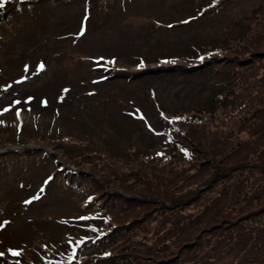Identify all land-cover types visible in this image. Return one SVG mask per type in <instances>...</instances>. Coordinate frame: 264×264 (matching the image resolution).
I'll list each match as a JSON object with an SVG mask.
<instances>
[{
  "label": "trees",
  "instance_id": "obj_1",
  "mask_svg": "<svg viewBox=\"0 0 264 264\" xmlns=\"http://www.w3.org/2000/svg\"><path fill=\"white\" fill-rule=\"evenodd\" d=\"M72 1L0 0V32L25 10ZM89 1L109 7L132 0ZM182 4L181 20L162 27L187 24L204 33L195 36L199 47L174 58L186 62L190 75L216 77L218 86L180 118L160 111L156 129L147 125L152 143L145 151L99 149L84 134L41 128L21 139L16 121L0 120V159L51 157L57 173L51 180L82 196L86 209L69 217L76 223L68 224L75 231L66 246L53 245L67 252L22 261L15 248L8 258L21 264H264V0ZM67 143L92 156L73 157L77 172L65 167ZM18 145L24 148H12ZM88 247L95 249L81 254Z\"/></svg>",
  "mask_w": 264,
  "mask_h": 264
},
{
  "label": "rangeland",
  "instance_id": "obj_2",
  "mask_svg": "<svg viewBox=\"0 0 264 264\" xmlns=\"http://www.w3.org/2000/svg\"><path fill=\"white\" fill-rule=\"evenodd\" d=\"M183 1H117L106 7L73 0L15 15L16 25L7 22L0 32V120L16 121L21 139L41 128L73 138L84 134L99 149L145 151L160 111L180 118L218 86L216 77L190 75L186 62L174 58L199 47L195 36L204 33L187 24L162 27L181 20ZM65 148V167L74 171L73 157H92L73 144ZM56 174L53 159L39 153L0 159V257L7 259L0 264L67 252L53 245L66 246L75 231L68 224L76 223L69 217L86 209L82 196L51 180ZM15 248L22 250V261L8 258L7 250Z\"/></svg>",
  "mask_w": 264,
  "mask_h": 264
},
{
  "label": "snow or ice",
  "instance_id": "obj_3",
  "mask_svg": "<svg viewBox=\"0 0 264 264\" xmlns=\"http://www.w3.org/2000/svg\"><path fill=\"white\" fill-rule=\"evenodd\" d=\"M0 6H2V5H0ZM41 67H43V66H41ZM143 118V117H142ZM80 219H88L87 217H81ZM19 253H13V255H18ZM0 255H2V253H0Z\"/></svg>",
  "mask_w": 264,
  "mask_h": 264
}]
</instances>
